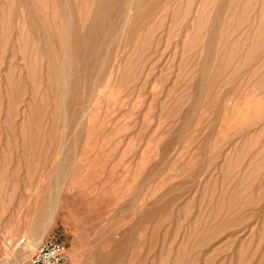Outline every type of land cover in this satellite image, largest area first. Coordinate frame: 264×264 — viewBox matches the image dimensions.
<instances>
[{"label": "rangeland", "instance_id": "rangeland-1", "mask_svg": "<svg viewBox=\"0 0 264 264\" xmlns=\"http://www.w3.org/2000/svg\"><path fill=\"white\" fill-rule=\"evenodd\" d=\"M47 236L264 264V0H0V264Z\"/></svg>", "mask_w": 264, "mask_h": 264}, {"label": "built area", "instance_id": "built-area-1", "mask_svg": "<svg viewBox=\"0 0 264 264\" xmlns=\"http://www.w3.org/2000/svg\"><path fill=\"white\" fill-rule=\"evenodd\" d=\"M68 260L66 245L51 236L43 238L25 264H65Z\"/></svg>", "mask_w": 264, "mask_h": 264}, {"label": "bare ground", "instance_id": "bare-ground-1", "mask_svg": "<svg viewBox=\"0 0 264 264\" xmlns=\"http://www.w3.org/2000/svg\"><path fill=\"white\" fill-rule=\"evenodd\" d=\"M36 238L37 237H28V239L26 240L27 242L21 247L23 250H32L33 248H35L36 245ZM40 240V239H39Z\"/></svg>", "mask_w": 264, "mask_h": 264}]
</instances>
